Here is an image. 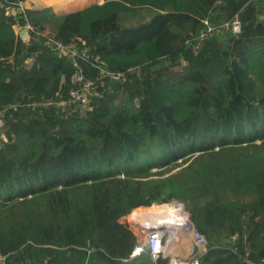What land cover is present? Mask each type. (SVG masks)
<instances>
[{
  "label": "trees",
  "instance_id": "16d2710c",
  "mask_svg": "<svg viewBox=\"0 0 264 264\" xmlns=\"http://www.w3.org/2000/svg\"><path fill=\"white\" fill-rule=\"evenodd\" d=\"M22 1L0 0L7 262L129 264L120 217L177 200L207 240L198 264H264V165L237 147L264 138V0ZM84 80L86 108L59 103Z\"/></svg>",
  "mask_w": 264,
  "mask_h": 264
},
{
  "label": "built area",
  "instance_id": "2783aa9c",
  "mask_svg": "<svg viewBox=\"0 0 264 264\" xmlns=\"http://www.w3.org/2000/svg\"><path fill=\"white\" fill-rule=\"evenodd\" d=\"M23 7L20 3V9ZM29 24H26L25 29H27ZM230 27L233 32H238L240 29V21L237 17H234V19L230 22ZM211 29L210 26H208V31ZM203 35V33H201ZM53 45L57 48L59 53L68 54L71 56H74L77 53V50L73 44H67L62 43L58 40L52 41ZM95 93L94 84L90 80H84L80 83L79 87L70 89L65 99L61 100L59 103L62 105H70L71 103H78L82 108H86L89 102V98L91 95ZM0 125H2V122L0 121ZM178 211H181L183 215V220L187 222V228L189 229L191 233V237L194 240V242L201 247L202 252L206 251L207 249V240L206 237L195 228V226L191 227V220L189 219V215L185 210H182L181 205L179 204L176 208ZM171 212H168L170 214ZM151 217L154 222H158L161 225L160 227H155L153 229H149L146 237L144 239L143 243H139L134 247L132 250V254H136L139 251H141L144 246L148 247V253L150 257L152 258L154 264H159L158 259L166 253L169 243L174 239L175 235L179 232L176 229L171 228H164L162 227V223H165V219L163 217H160L159 214L152 215ZM179 230V229H178ZM181 231V230H180ZM247 251H245V257L247 255ZM246 264H256L253 259L246 258L245 259ZM0 264H10L6 260V255H0ZM22 264H44V263H32V262H25ZM83 264H87V262H84ZM167 264H198V258H180L177 261L169 262Z\"/></svg>",
  "mask_w": 264,
  "mask_h": 264
},
{
  "label": "crops",
  "instance_id": "0c3cea01",
  "mask_svg": "<svg viewBox=\"0 0 264 264\" xmlns=\"http://www.w3.org/2000/svg\"><path fill=\"white\" fill-rule=\"evenodd\" d=\"M24 1L25 0L22 1L23 6H24ZM31 1L34 2V5L30 4L28 6H35V7L49 6L52 7L53 10L61 9L63 12L77 10L85 6L83 0H31ZM39 3L42 4V6H38L37 4ZM165 208L167 207L156 206L155 204L153 205L151 204V206L141 205L135 207L130 213L120 217L119 221L126 223L129 229L135 235L136 244L134 245V247L139 243L141 244L144 242L146 234L150 228L158 224L161 225L158 222H154L152 218L155 217H151V216L158 214L156 213L157 211L159 212V216H161L162 215L161 210ZM165 221H167V219H165ZM162 227L173 229V225L168 221L167 223L166 222L162 223ZM175 229L179 232L175 235L174 239L169 243L168 249L164 254V256L158 259V263L167 264L169 262H174L180 258H185V257L190 259L197 257L199 263V257L203 252L201 250V247L199 246H198V250H199L198 253L192 252V246H191L192 237L189 229L187 227L183 228L182 226H178ZM143 252L148 253L146 250H144V248L136 254H132L131 251L129 256L130 259H123L122 263L128 262L129 264H154L150 256H149V260L146 262L139 258Z\"/></svg>",
  "mask_w": 264,
  "mask_h": 264
},
{
  "label": "rangeland",
  "instance_id": "374dc122",
  "mask_svg": "<svg viewBox=\"0 0 264 264\" xmlns=\"http://www.w3.org/2000/svg\"><path fill=\"white\" fill-rule=\"evenodd\" d=\"M83 1L85 3V6H88L89 4H92L94 2H101L103 0H83ZM30 4L34 5V2L31 1V0H25L24 1V6H23L22 3H21V6L24 7V8L25 7H35V6H28ZM37 5L38 6H42V4H40V3L37 4ZM54 11L57 12V13H62L63 12L61 9H59V10L55 9ZM15 30L19 31V34L26 38V36H27L26 35V29L24 27L15 26ZM255 68H256V72H259V76H263V74H261V73L264 72V61L258 62L257 65L255 64ZM257 82H258L259 85L264 86V81L263 80L257 81ZM0 129H1V132H3L4 129L1 127V125H0ZM244 145H247V146L249 145V147H250V149H248V151H246L245 148L243 149V151H245L244 152L245 156L250 158L251 164H256V165H261V166L264 165V138L262 139V137H259V138H256L254 141H250V143L248 142V143H240V144H238L237 147H238V152L239 153H240L241 147H243ZM171 172H174L173 169L171 170ZM153 204H155L156 206H166L167 207V209H162L161 210V212H162L161 214H164V212H166V211H175L176 212L177 211L176 208L178 207L179 204L181 205L182 210H185L187 212V210L185 209L184 204L182 202H180V201H177V200L176 201L166 202V203H153ZM149 206H151V205H149ZM156 213L159 214L158 211Z\"/></svg>",
  "mask_w": 264,
  "mask_h": 264
},
{
  "label": "bare ground",
  "instance_id": "6f19581e",
  "mask_svg": "<svg viewBox=\"0 0 264 264\" xmlns=\"http://www.w3.org/2000/svg\"><path fill=\"white\" fill-rule=\"evenodd\" d=\"M165 209H167V208H165ZM168 212H171V213L168 214ZM160 217L167 219V221L173 225V229L177 228L178 226H182L183 228L187 227V224H186L187 222H185V220H183V215H182L181 211H178V210L176 212L175 211H166ZM167 221H165V222L167 223Z\"/></svg>",
  "mask_w": 264,
  "mask_h": 264
},
{
  "label": "water",
  "instance_id": "95a60500",
  "mask_svg": "<svg viewBox=\"0 0 264 264\" xmlns=\"http://www.w3.org/2000/svg\"><path fill=\"white\" fill-rule=\"evenodd\" d=\"M188 45V44H187ZM189 217V216H188ZM191 227H193L194 226V224L191 222V225H190ZM155 227H160L159 225H155L154 227H152V228H150V229H153V228H155ZM191 246H192V252L193 253H198V245L194 242V240L192 239V241H191ZM144 250H146V251H148V247L147 246H144Z\"/></svg>",
  "mask_w": 264,
  "mask_h": 264
}]
</instances>
